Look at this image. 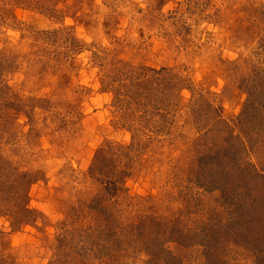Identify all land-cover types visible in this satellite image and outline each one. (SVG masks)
<instances>
[{"label":"rangeland","instance_id":"374dc122","mask_svg":"<svg viewBox=\"0 0 264 264\" xmlns=\"http://www.w3.org/2000/svg\"><path fill=\"white\" fill-rule=\"evenodd\" d=\"M240 168L264 169V0H0V264H264Z\"/></svg>","mask_w":264,"mask_h":264},{"label":"trees","instance_id":"16d2710c","mask_svg":"<svg viewBox=\"0 0 264 264\" xmlns=\"http://www.w3.org/2000/svg\"><path fill=\"white\" fill-rule=\"evenodd\" d=\"M154 130H156V129H154ZM220 147L223 148L222 146H220ZM99 151H100V149L96 152V156L99 153ZM131 152H134L133 148H132ZM129 153H130V151L126 152L125 154H127L129 156L130 155ZM118 155L122 156V154L120 152H119ZM221 155H222L221 151L219 150L216 153V155H214L215 157L214 156H212V157H214V160L216 159L218 162H220ZM231 158H234V155H231ZM207 164L208 163H204L205 166H208ZM209 167L207 168V170L204 169L203 172H205V173L203 175L209 176V173L211 172ZM91 169H92V167H90V170ZM240 169H243V168H240ZM222 171H223V173L220 171L219 174L218 173L213 174V176L216 175L214 178L218 177L223 182H226V179L228 177L235 178L234 175H230L231 173L229 171H226V172L224 170H222ZM252 171H253L252 173L246 174L245 173L246 172V168L243 169V170H240V172L242 174H244V175H239V174L237 175V177L242 176L241 178H239V179H242V180L239 181V179H238V181L234 184V186H235L234 188H236L237 191L240 190V186H244L245 182H248V180L251 181V182H255V184H257L255 186H258L261 189H264V169L260 168L259 170H256V168H253ZM22 175L26 176L27 173H23ZM218 178H216V179H218ZM31 183H32V181L30 179L26 181V189H28L30 187ZM106 186L113 193L114 192L116 193L117 190L120 188V186L118 185V183L116 181H112V182L108 181V182H106ZM245 188H247L249 190H253L254 189L253 186H251V187L246 186ZM247 195H246L245 192H243V196L246 197V198H244L242 196L244 201H246ZM27 199H28V197H26V200ZM254 201H256L255 205L253 204ZM28 206H29L28 202L25 203V205L24 204L22 205L21 210L19 211V216H15L16 218L14 219L17 223L24 222V223L28 224L27 222L30 220L29 216L33 213V210L30 209ZM234 208L237 211L235 215H237L238 217H235V215L233 213H229V216L231 218L235 217V219L237 220L236 221L237 222L236 234H238L241 238L246 240L247 239L246 237H248V236L251 237V233H255V232H252L253 229L250 230L251 229L250 225H251V226L258 227L259 231L257 233L259 235L255 234L257 237L263 235V232H264L263 231L264 230L263 229L264 228V197H260V196L257 195V197L252 202H249L248 205H247V203L245 205H241V206L240 205H238V206L235 205ZM242 228H243V230H242ZM247 240H250V238H248ZM260 250H263V247H261ZM165 251L167 253H169V251H167L166 249H165Z\"/></svg>","mask_w":264,"mask_h":264}]
</instances>
